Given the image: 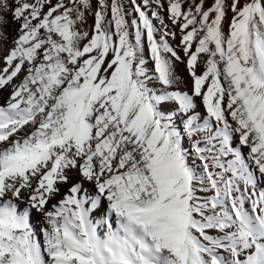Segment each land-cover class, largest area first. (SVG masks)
<instances>
[{
  "label": "snow or ice",
  "instance_id": "1",
  "mask_svg": "<svg viewBox=\"0 0 264 264\" xmlns=\"http://www.w3.org/2000/svg\"><path fill=\"white\" fill-rule=\"evenodd\" d=\"M0 63V264H264V0H0Z\"/></svg>",
  "mask_w": 264,
  "mask_h": 264
},
{
  "label": "bare ground",
  "instance_id": "2",
  "mask_svg": "<svg viewBox=\"0 0 264 264\" xmlns=\"http://www.w3.org/2000/svg\"><path fill=\"white\" fill-rule=\"evenodd\" d=\"M212 2H213V0H206V6H210ZM230 17H231V13H229V18ZM88 23L89 24H92L93 21L91 19H89ZM17 27H18V25H15V24H13V25L10 26L9 31H10V33L12 35L15 34V29ZM178 42H179V40L177 38L176 43H178ZM0 66H2V63H0ZM179 69H180L181 74L185 77V79L186 80H190V77H188V74H187L186 70L184 69V65L181 64L179 66ZM7 96H8V92H0V103H2L3 102V98L4 97H7ZM201 111H203V107L202 106H201ZM245 151H247V149H245Z\"/></svg>",
  "mask_w": 264,
  "mask_h": 264
}]
</instances>
